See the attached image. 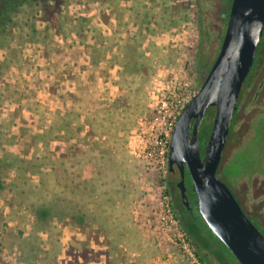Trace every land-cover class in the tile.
Returning <instances> with one entry per match:
<instances>
[{"label": "rangeland", "instance_id": "374dc122", "mask_svg": "<svg viewBox=\"0 0 264 264\" xmlns=\"http://www.w3.org/2000/svg\"><path fill=\"white\" fill-rule=\"evenodd\" d=\"M136 1H144L151 11L150 17L159 15L161 0H77L63 4L56 12H43L40 20L37 17L36 21L26 19L0 38V61L11 49L18 64L0 74V89L5 85L14 89L5 92L9 100L0 107V121L10 122L11 133L16 136L15 143L5 148L24 157L31 154V150L23 146L24 136L38 132L39 126L52 119L55 110L62 111L70 104L65 99L66 93L76 90L81 93L86 87V93H96L109 101L117 97L120 67L108 63L112 54H119L117 48H108L97 70H93L89 64L92 46L104 47L110 41L118 43L124 37L132 36L140 24L142 27L149 24L153 33L146 35L143 45L153 42L164 47L161 52L167 58L151 75L140 100L145 111L126 135L128 154L136 164L129 179L132 202L111 212L115 222L127 219L125 227L118 224L115 231L102 236L95 230H80L69 222H62L56 235L60 244L57 264H191V249L173 218L174 211L166 193L167 182L177 180V176L167 171L166 156L161 164V158H150L146 154H141L142 157L132 151L136 153L153 143L158 134L170 132L172 118L167 115L173 111L163 107V101L172 94L188 99L196 91L195 14L189 8L188 0H167L168 7H174L171 16L177 23L173 28L161 30L151 18L138 20L132 9L137 10ZM79 18L83 31H70ZM29 36L31 40L41 39L45 44L25 41L24 38ZM259 125L261 132L256 133L240 159L243 167L254 166L264 156V118L260 119ZM50 146L58 155L64 143L56 141ZM224 172L221 171V175ZM11 200V194L3 192L0 210L9 220L8 225L18 227L16 230L26 236L32 218L26 214L24 206H9ZM20 215L23 220L16 221ZM196 226L193 232L207 248L205 252L220 262L232 259L218 241ZM39 236L45 242L43 246L48 247L49 237L42 233ZM17 255L15 246L0 247V264H23L18 262Z\"/></svg>", "mask_w": 264, "mask_h": 264}, {"label": "trees", "instance_id": "16d2710c", "mask_svg": "<svg viewBox=\"0 0 264 264\" xmlns=\"http://www.w3.org/2000/svg\"><path fill=\"white\" fill-rule=\"evenodd\" d=\"M136 8L137 10L132 9L139 21L151 18L160 25L161 30L173 28L177 23L171 16L174 8L172 6L164 10L161 5L160 13L155 14V18L150 17L151 11L144 3L139 2ZM77 20L70 31L79 33L84 27L82 19ZM145 26L140 24L132 36H126L118 43L110 41L104 47L92 46L93 53L89 57V64L93 70H97L99 61L104 58L108 48H117L119 54H112L108 60V63L120 67L117 74V97L109 101L96 93H86V87L81 93L77 90L66 93L65 99L70 104L65 105L62 111L55 110L52 119L39 126L38 132L24 136L23 146L31 150L29 157L5 148L15 143L16 136L11 133L10 122L4 119L0 121V195L3 192L10 193L12 200L8 205L16 204L18 208L24 206L26 214L32 218L30 232L22 236L17 231L18 227L8 225L9 220L0 210V247L15 246L18 262L57 264L60 244L56 235L59 225L64 221L80 230H95L102 236L109 231H115L118 224H122L121 228L125 227L127 219L115 222L111 212L132 202L129 199V179L136 164L128 154L126 135L145 111L140 100L151 75L167 60L161 52L164 47L153 42L143 45L146 35L153 33L149 24ZM32 33L35 34L36 31L33 29ZM24 40H31L30 36ZM31 41L45 44L41 39L33 38ZM15 58V52L8 49L4 59L0 61V74L18 65ZM8 86L0 89V107L9 100L5 92L14 90L8 89ZM211 117L212 109L209 108L198 131L201 152L210 131ZM56 141L64 143V148L58 155L53 153L50 146ZM185 185L191 188L186 172ZM166 193L169 196L168 190ZM18 218L15 220L20 222L23 215ZM173 218L189 248L202 264L208 263L202 259L196 246L200 244L204 251L207 248L194 234L195 224L204 233H209L219 242L222 250L230 255L232 259L227 262L238 264L200 217H197V223L190 225L194 241L188 236L187 230L180 226L175 214ZM41 233L49 237L46 242L49 246L46 248L43 246L45 242L39 236ZM54 236L56 237L53 240Z\"/></svg>", "mask_w": 264, "mask_h": 264}, {"label": "water", "instance_id": "95a60500", "mask_svg": "<svg viewBox=\"0 0 264 264\" xmlns=\"http://www.w3.org/2000/svg\"><path fill=\"white\" fill-rule=\"evenodd\" d=\"M263 27L264 0H232L218 53L177 115L167 146V171L178 169L175 187L183 204L187 206L186 172L200 218L238 264H264V237L229 191L221 160L238 93ZM209 108L211 127L201 152L198 131Z\"/></svg>", "mask_w": 264, "mask_h": 264}, {"label": "flooded vegetation", "instance_id": "af4514ba", "mask_svg": "<svg viewBox=\"0 0 264 264\" xmlns=\"http://www.w3.org/2000/svg\"><path fill=\"white\" fill-rule=\"evenodd\" d=\"M73 1L77 0H0V38L7 34L8 30L18 28L19 23L26 22V19L36 21L37 17L40 20L43 12H56L63 4ZM161 3L164 10L168 8L167 0H161ZM187 3L195 14L196 67L198 78L202 80L204 71L208 70L218 53L232 0H188ZM262 118H264V27L251 66L238 93L221 160L222 171H225L222 176L229 191L246 218L264 237V156L252 167H243L240 164L250 141L257 132H261L259 121ZM172 174L179 179L177 168ZM177 180L167 182L169 200L180 226L187 230L188 236L194 241L190 225L197 223V217H200L196 198L191 188L185 185L187 206L184 205L179 190L175 187ZM196 247L202 259L208 264H231L229 261L216 260L212 254L200 248V244Z\"/></svg>", "mask_w": 264, "mask_h": 264}, {"label": "built area", "instance_id": "2783aa9c", "mask_svg": "<svg viewBox=\"0 0 264 264\" xmlns=\"http://www.w3.org/2000/svg\"><path fill=\"white\" fill-rule=\"evenodd\" d=\"M189 99L190 98L185 99L184 97H179V95L172 94V96H170L166 101L162 102L163 107L172 108V111H173L172 113H169L167 115L168 117L172 118V121L170 123V125H171L170 126V132H171L172 126L174 124V121H175L177 115L182 110L184 105L189 101ZM170 132L168 134L165 132L158 134L155 137L153 143H149V145H145L144 147H141L139 150H137L136 153H135V151H132V152L138 156H142L143 154H144L143 156H145V154H146L150 158L152 156L157 157V158H161L160 162H161V164H163V159L165 158V156L167 159V146H168ZM190 257L192 258L191 262H190L191 264H200L201 263L195 257V255L193 254L192 251L190 253Z\"/></svg>", "mask_w": 264, "mask_h": 264}]
</instances>
